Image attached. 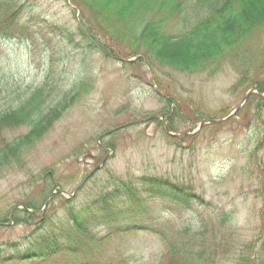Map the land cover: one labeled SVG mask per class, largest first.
<instances>
[{
	"label": "rangeland",
	"instance_id": "rangeland-1",
	"mask_svg": "<svg viewBox=\"0 0 264 264\" xmlns=\"http://www.w3.org/2000/svg\"><path fill=\"white\" fill-rule=\"evenodd\" d=\"M260 1L256 7L264 3ZM21 2L26 7L22 22L29 26V37L0 39V113L21 104L28 90L39 88L47 78L48 105H58L63 93L76 97L80 84L89 87L81 88L79 99L43 139L25 151L24 164L15 162L0 178V215L21 206L38 212L33 216L19 211L14 213L13 225H0V245L36 249L33 243L44 232L66 231L72 214L79 221L86 219L96 231V241L105 242L101 255L88 260L163 264L159 239L149 233L127 235L123 232L126 214L116 215L118 209L101 211L103 205L116 202L107 197L112 198L121 183L158 176L203 193L214 214H234L228 229L234 233L235 246L230 242L229 254L223 249L217 260L239 264L245 248L257 236L264 238V174L260 173L264 165V26L242 36V47L218 57L213 70L198 73L191 67L181 72L158 60L127 65L135 59L118 62L106 59L100 49H85L76 36L79 13H74L71 0ZM196 22L182 23L180 28L190 29ZM178 34L176 30L174 35ZM198 39L179 48L156 42L154 51H167L168 55L158 57L163 62V58H174L190 66L185 54L195 55ZM253 89L258 92L251 93ZM169 111L176 118L178 114L177 132L171 131L186 132V140L175 141L166 135L160 118L152 120ZM219 120L225 121L217 128L213 121ZM26 133L28 129H15L4 137L12 141ZM53 191L57 195L44 209ZM99 198H105V203ZM158 206L155 218L165 216L172 223H186L193 213L170 203ZM112 226L113 235L105 237ZM257 251L262 261L256 264H264V243Z\"/></svg>",
	"mask_w": 264,
	"mask_h": 264
},
{
	"label": "trees",
	"instance_id": "trees-1",
	"mask_svg": "<svg viewBox=\"0 0 264 264\" xmlns=\"http://www.w3.org/2000/svg\"><path fill=\"white\" fill-rule=\"evenodd\" d=\"M71 1L74 13H79L76 36L82 40L85 49H100L106 59L118 62L136 59L127 65L158 60L162 65L178 68L181 72H187L182 69L191 67L190 70L198 73L213 70L216 61L220 60L218 57L228 51L237 52L242 47L239 45L242 36H247L253 28L264 26V11H258L264 3L260 7L255 5L260 0H118L117 5V0ZM25 10V4L20 0H0V39L29 37V26L25 28L22 22ZM191 20L192 23L198 21L194 27L180 28L182 23H190ZM227 25L232 27L230 31H227ZM176 30H179L178 35H174ZM197 38L198 48L190 66L176 62L174 58L169 61L163 58V62L158 57L168 55L167 51H154L156 42L162 41L167 46L179 48L194 45L193 41ZM216 44L221 47L217 49L214 47ZM48 86L47 78L39 88L28 90L27 96L20 99L21 104L0 113V178L15 166V162L24 164L25 151L43 139L48 128L53 127L62 113L79 99L77 95L83 91L81 88L89 87L86 83L80 84L76 97L69 92L61 94V101L54 106L46 101ZM174 113L169 111L165 117L170 130L177 132L178 114L176 118ZM197 118L204 119L203 116ZM21 128L28 129V133L12 141L4 137L5 132ZM190 142L195 141L191 139ZM250 154L255 157L253 151ZM260 167V173L264 174V165ZM112 196L107 199L116 202L111 206L103 205L101 211L109 213L107 209H118L116 215L126 214L123 232L127 235L149 233L159 239L164 250L163 264H219L217 258L222 250L225 249L223 253L226 255L229 254L227 246L230 242L232 247L235 246L234 233L228 229L229 224L234 222V214L226 211L214 214L204 194L195 192L192 187L148 176L121 183ZM105 198H99L100 203L104 204ZM158 203H170L193 213L189 214L191 217L186 223H172L169 218L164 219L165 216L155 218ZM165 209L168 210L167 205ZM261 217L264 227V213ZM9 222V214L0 215L1 225H8ZM113 229L112 226L105 237L113 235ZM53 230L49 234L44 232L34 241L36 249L29 247L23 251L16 244L0 245V264H55L57 261L59 264H79L80 260L81 264H109L103 260L96 263L98 259L94 257L88 260L92 255L99 256L100 247L105 242L96 241V231L86 219L79 221L71 214L66 231L59 229L61 232L54 233ZM260 240L261 235L245 248L247 255L239 257V264L262 261L260 252H256L259 244L264 243V238Z\"/></svg>",
	"mask_w": 264,
	"mask_h": 264
},
{
	"label": "water",
	"instance_id": "water-1",
	"mask_svg": "<svg viewBox=\"0 0 264 264\" xmlns=\"http://www.w3.org/2000/svg\"><path fill=\"white\" fill-rule=\"evenodd\" d=\"M251 93H253V91H251ZM249 94H250V93H249ZM249 94H248V95H249ZM248 95L245 97V100H247ZM245 100H244V102H245ZM238 109H239V108H238ZM158 118L163 119L164 117H163V116H157V117H153L152 120H155V119H158ZM150 120H151V119H150ZM140 123L143 124L144 121H142V122H140ZM216 123H219V122H214V124H216ZM134 124H137V123H134ZM165 130H166V133H167V134L171 135L170 132H169V129H168L167 127L165 128ZM171 136H175V135H171ZM182 136H187V135H177V136H175V137H182ZM52 197H53V195L47 200V202H46V204H45V207L48 206V203H49V201H50V199H51ZM24 210H25V212L30 213V211H29L28 209L24 208ZM36 213H37V212H34V213H32V214L35 215Z\"/></svg>",
	"mask_w": 264,
	"mask_h": 264
},
{
	"label": "bare ground",
	"instance_id": "bare-ground-1",
	"mask_svg": "<svg viewBox=\"0 0 264 264\" xmlns=\"http://www.w3.org/2000/svg\"><path fill=\"white\" fill-rule=\"evenodd\" d=\"M258 11H259V9H258ZM263 11H264V9H263ZM226 29H227V31H230L231 29H232V27H230L229 25H227L226 26ZM214 47H216L217 49L219 48V47H221L220 45H214ZM179 53V49L177 50V54ZM185 56H186V58L188 59V61H194L195 60V57H193V56H191L190 54H188V53H186L185 54Z\"/></svg>",
	"mask_w": 264,
	"mask_h": 264
}]
</instances>
